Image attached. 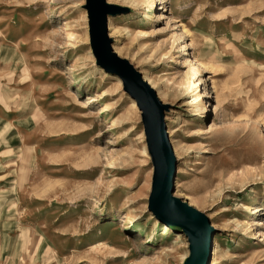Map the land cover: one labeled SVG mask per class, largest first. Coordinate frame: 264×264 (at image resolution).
Returning a JSON list of instances; mask_svg holds the SVG:
<instances>
[{"label":"rangeland","instance_id":"rangeland-1","mask_svg":"<svg viewBox=\"0 0 264 264\" xmlns=\"http://www.w3.org/2000/svg\"><path fill=\"white\" fill-rule=\"evenodd\" d=\"M108 2L114 51L169 105L175 196L209 218L217 264H264V0ZM86 4L0 0V264H183Z\"/></svg>","mask_w":264,"mask_h":264},{"label":"water","instance_id":"water-1","mask_svg":"<svg viewBox=\"0 0 264 264\" xmlns=\"http://www.w3.org/2000/svg\"><path fill=\"white\" fill-rule=\"evenodd\" d=\"M86 2L91 48L97 65L121 80L124 91L142 112L147 149L153 165L149 210L162 224L180 228L187 238L189 256L183 264H211L215 229L204 213L175 196L177 158L165 121L169 105L163 104L142 74L114 51L108 19L124 10L108 0Z\"/></svg>","mask_w":264,"mask_h":264},{"label":"bare ground","instance_id":"bare-ground-1","mask_svg":"<svg viewBox=\"0 0 264 264\" xmlns=\"http://www.w3.org/2000/svg\"><path fill=\"white\" fill-rule=\"evenodd\" d=\"M164 16H160V19H164ZM107 110L104 108L102 112H106ZM109 111V110H108ZM104 114V113H103ZM219 252V243L218 241L215 239V245H214V250H213V260L211 262V264H217V255Z\"/></svg>","mask_w":264,"mask_h":264}]
</instances>
